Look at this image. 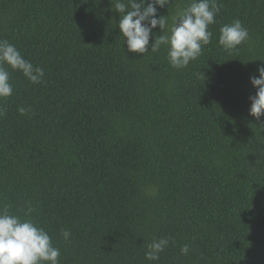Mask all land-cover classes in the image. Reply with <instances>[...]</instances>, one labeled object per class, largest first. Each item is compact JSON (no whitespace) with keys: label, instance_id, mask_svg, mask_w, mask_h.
<instances>
[{"label":"trees","instance_id":"trees-1","mask_svg":"<svg viewBox=\"0 0 264 264\" xmlns=\"http://www.w3.org/2000/svg\"><path fill=\"white\" fill-rule=\"evenodd\" d=\"M115 2L0 0V40L45 72L33 84L5 65L0 211L31 205L60 264H264V116L249 114L264 0H218L212 42L181 69L166 46L128 51ZM234 20L249 39L225 51L220 28ZM161 237L160 260H146Z\"/></svg>","mask_w":264,"mask_h":264},{"label":"clouds","instance_id":"clouds-1","mask_svg":"<svg viewBox=\"0 0 264 264\" xmlns=\"http://www.w3.org/2000/svg\"><path fill=\"white\" fill-rule=\"evenodd\" d=\"M172 0H116L113 7L120 14L118 28L125 38L124 43L132 53L145 54L158 52L161 46L167 47L168 62L172 68H186L203 52L204 46L212 42L210 26L216 23L220 12L218 0H189L186 7L177 9L174 14L158 16V8H165ZM169 20L171 24L169 25ZM159 27L163 35L150 39L153 30ZM249 39V31L240 20H234L220 28L218 43L225 51L238 48ZM7 65L19 71L33 84H40L45 77L44 69L26 60L17 47L7 40H0V101L13 95L14 85L10 82ZM258 75L250 77L256 95L250 97L249 114L259 120L264 116V64L257 68ZM30 108L19 107L18 112L26 115ZM6 109L0 104V118ZM34 209L28 206L24 216L11 214L7 208L0 211V264H60L61 251L53 245L52 237L30 218ZM65 241L71 232L62 230ZM170 243L169 238L154 239L147 245L145 259L158 262L160 255ZM182 255L190 252L185 244L180 249Z\"/></svg>","mask_w":264,"mask_h":264}]
</instances>
